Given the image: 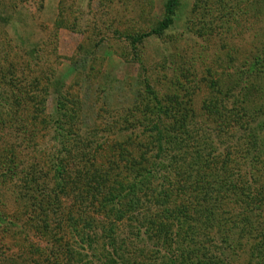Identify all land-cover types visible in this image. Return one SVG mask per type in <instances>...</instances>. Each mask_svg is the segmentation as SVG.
Returning a JSON list of instances; mask_svg holds the SVG:
<instances>
[{
    "label": "rangeland",
    "instance_id": "1",
    "mask_svg": "<svg viewBox=\"0 0 264 264\" xmlns=\"http://www.w3.org/2000/svg\"><path fill=\"white\" fill-rule=\"evenodd\" d=\"M165 1L0 0V154L6 164L13 161L18 172L34 174L31 183L49 191L55 165L81 148L95 154V146L103 147L95 156L103 163L99 157L104 153L119 151L104 143H121L125 153L138 159L144 150H134L132 143H138L141 128L130 135L116 126L109 131L107 125L144 122L141 111L151 101L147 87L158 97L173 99L172 107L181 109L176 119L205 124L206 129L214 126L218 117L207 116L203 106L216 105V114L230 107L238 73L264 55V0H180L172 27L161 37L141 41L162 20ZM60 98H65L77 134L68 138L67 153L53 126ZM34 106L42 121L30 129L25 111ZM77 137L83 140L72 143ZM147 137L139 138L144 144ZM102 168L109 171L106 165ZM10 178L0 180V264H46L54 249L52 238L36 231L42 218L29 210L30 193ZM228 205L220 211L223 217L225 209L233 213L238 207L237 201ZM60 229L55 236L70 240V229ZM255 231L253 227L246 233ZM213 232L212 246L218 249L220 239H228L234 230L223 223ZM258 242L240 239L233 250L235 264H264L259 263L264 252L250 249ZM91 261L85 258L83 264Z\"/></svg>",
    "mask_w": 264,
    "mask_h": 264
},
{
    "label": "trees",
    "instance_id": "2",
    "mask_svg": "<svg viewBox=\"0 0 264 264\" xmlns=\"http://www.w3.org/2000/svg\"><path fill=\"white\" fill-rule=\"evenodd\" d=\"M179 7L180 0H166L162 20L141 41L168 31ZM237 82L230 107L222 105L216 114V105L203 106L207 116L218 117L208 129L205 124L176 119L181 117V109L178 112L172 107L173 99L158 97L147 87L151 101L141 111L144 122L107 125L109 131L116 126L129 130L130 135L141 128L138 136H148V141L143 144L138 137V143L132 145L144 153L136 159V155L125 153L121 143L116 147L105 142L109 150L119 151L114 156L104 153L99 160L104 158L105 162L100 163L95 156L103 147L95 146V154L81 148L55 165L49 191L31 183L34 174L18 172L13 161L6 164L1 153L0 180L12 177L24 184L30 193L29 210L33 214L37 210L42 218L36 231L52 238L54 249L45 258L46 264H83L85 258L92 260L91 264H235L233 250L244 237L257 238L259 242L250 249L263 253L264 55L251 59L238 73ZM64 99L57 101L53 126L60 147L67 153L68 138L77 134ZM25 113L30 116V129L41 124L36 106ZM81 140L77 137L72 143ZM91 146L88 143L87 148ZM102 165L109 171L105 172ZM241 168L246 170L243 175L238 173ZM157 179V187H153ZM233 201L238 207L229 213L226 209ZM224 208L226 217L220 212ZM35 220L29 217L28 222ZM223 223L230 224L234 233L228 239L221 238L222 246L216 249L212 246L217 236L213 229ZM253 227L256 233H246ZM59 229H70L71 239L55 236ZM263 260L261 255L259 263Z\"/></svg>",
    "mask_w": 264,
    "mask_h": 264
}]
</instances>
